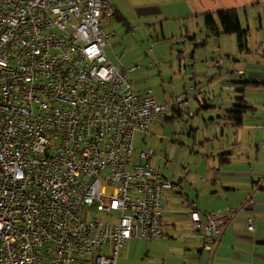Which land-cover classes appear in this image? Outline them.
Listing matches in <instances>:
<instances>
[{
    "label": "built area",
    "instance_id": "built-area-1",
    "mask_svg": "<svg viewBox=\"0 0 264 264\" xmlns=\"http://www.w3.org/2000/svg\"><path fill=\"white\" fill-rule=\"evenodd\" d=\"M117 14L109 0H0V264H118L129 240L164 237L178 186L153 151L134 163V140L189 99L136 92V68L106 54ZM185 206L205 248L219 245L234 213Z\"/></svg>",
    "mask_w": 264,
    "mask_h": 264
},
{
    "label": "crops",
    "instance_id": "crops-1",
    "mask_svg": "<svg viewBox=\"0 0 264 264\" xmlns=\"http://www.w3.org/2000/svg\"><path fill=\"white\" fill-rule=\"evenodd\" d=\"M109 1L117 8L118 14L105 27V30L109 28L108 30L115 32L107 30V34H113V37L116 35L115 39L111 38L106 50L111 47L114 49L124 41L121 34L134 37L141 35L144 42L163 40L162 54L155 51V48L152 60L167 61L173 69L174 54L177 53L180 68H192L187 73L190 83L186 80L184 83L187 85L183 88H174V94L163 89L165 99L170 98V101L165 102L171 107L175 105L177 97L187 95L188 109L184 111L191 117L202 115L206 125L216 122V119H225L227 110L208 111L212 107L204 99L208 98L207 94L210 92H214V95L223 93L227 82L243 83L244 87L237 90L235 100L244 96L248 105L254 107L253 111L245 115L241 125L235 126L229 121L239 133L233 142H230L225 129L215 130L217 133L222 132V140L219 142H202L198 136L201 129L194 125L190 127L188 136L194 139V147L191 148L193 156L190 158L185 152L186 147L190 148V142H181L178 160L181 164L189 162L188 171L180 174L176 172L171 179L166 177L165 172L162 175L168 182L178 186L177 189H169H175L177 194L174 196L169 192V197L165 198V234L159 240L149 241L150 250L145 264H264V118L260 122L262 118L255 116L253 121H259V126L252 125L253 131L261 132L257 142H249L254 139L249 140L247 137L245 122L249 114H259L261 111L264 115V0ZM228 9L236 10L242 27L249 30L243 48L239 47L237 37H216L206 27V17L209 14L216 15ZM244 17L246 26L242 21ZM253 35L255 39L251 42L249 38ZM166 51L170 52L167 56ZM106 54L108 56L107 52ZM201 61L209 68V75L204 74L208 79L206 84L203 80L197 82L196 68ZM224 61L225 64L233 61L238 65L221 76ZM146 90L144 86L136 87L138 93ZM194 101L198 107L193 106ZM224 101L223 97V103ZM202 109L211 115L208 119L201 112ZM170 111L175 116L177 114L180 118L184 117L181 109L172 108ZM170 118L176 117L166 119ZM211 126L209 129L212 130ZM205 139L210 141L208 137ZM208 145L213 146L210 151L207 150ZM200 146L201 149L198 148ZM189 202L197 204L203 221H206V214L210 212H220L222 215L234 213V219L223 231L221 243L211 250L205 248L204 240L199 234L193 233L190 210L185 206ZM178 204L185 210L178 212ZM251 219L255 222L254 231L248 229ZM142 241L148 240H129L126 248L121 251L118 264L137 262L139 249L144 245ZM133 250H138L137 254Z\"/></svg>",
    "mask_w": 264,
    "mask_h": 264
},
{
    "label": "rangeland",
    "instance_id": "rangeland-1",
    "mask_svg": "<svg viewBox=\"0 0 264 264\" xmlns=\"http://www.w3.org/2000/svg\"><path fill=\"white\" fill-rule=\"evenodd\" d=\"M242 21L244 23V26H246L245 17L242 18ZM109 29V28H108ZM106 29L105 31H107ZM107 32L115 33L114 30H108ZM116 35L112 37V40L115 39ZM233 37L236 38V35H227L225 38ZM121 39H123L122 43H119L114 49L108 48L106 52L108 53L109 60L112 61L115 65H120L126 69H132L136 68V72H133L131 74L132 81H134V87L144 86L147 90L153 89L155 96L157 97V100L159 102H165L170 101V98H166V94H164L163 89L170 90L171 94H174V88L177 86H185L187 85L186 80H188L187 83L191 82V79L187 77V73L191 72L192 68L189 67L188 69L183 66V68H180V64L178 63V60L176 58L177 53L174 54V67L173 69L170 68V65L167 61H160V60H152L155 55V51L161 52L162 46H163V40H149L148 42H144L142 36L134 37L133 35H127L121 34ZM255 39V35L250 36L249 40L253 42ZM228 40V39H226ZM248 40V41H249ZM237 42V41H236ZM215 43V39H214ZM236 49L238 50V44L236 46ZM162 54V53H160ZM170 52H165V56L169 55ZM205 54V52L203 53ZM149 56V57H148ZM204 57H202V60ZM225 60V56H224ZM223 64V63H222ZM238 64H236L233 61H229L225 64L224 61V67L223 72H221V76H223V73L226 74L228 70L233 69V67H237ZM214 69V67H213ZM209 68L208 65L203 63L202 61L199 63L198 67L196 68V74H197V82H202L206 84L208 81L207 77L204 76L208 72ZM211 70V68H210ZM207 75H209L207 73ZM211 75V74H210ZM188 78V79H186ZM244 87L243 83H236V82H227L226 85H224L223 93L220 92V94H215L214 92H210L207 94L208 98H205V102L210 104L211 109L208 111H229L231 109L235 108V105H237L235 96L237 93V90L242 89ZM146 90V91H147ZM145 91V92H146ZM238 95V94H237ZM223 97H224V103H223ZM204 100H202L204 102ZM202 102V103H203ZM194 107H198L195 103V101L192 103ZM171 110V109H170ZM182 114L184 117L180 118L175 115H173L172 111H169L167 116L160 117L156 120L154 124L150 127L149 133L144 132H138L135 136L134 140V152H133V161L135 164L146 162V160H142L140 158V153L142 151H153L154 155L152 156V160L150 159V163L154 168H156L161 175L166 173V177L168 179H171L170 177L177 172V174L180 173H186L188 171V164L189 162L186 161L185 163L181 164V161L179 159V149L181 147V142H190V148H185V152L188 154V156L191 158L193 156L191 148L194 147V139H190L188 136V133L190 131V127L192 125L196 126V128H200L201 130L198 133L199 138L202 142H219V140H222V132L217 133V131L220 129H225L227 131V136L230 137V142H233L235 138H237V135H239L238 130L235 129L233 126L229 124V119H216V122H212L210 125H206V123L203 120L202 115H195L194 117H191L185 109H181ZM197 110V109H195ZM207 110L202 109L201 112L205 113L204 116L208 119L209 113ZM185 112V113H184ZM207 114V115H206ZM209 116V117H208ZM255 116L258 118H262V120H259L260 122H263L264 115L260 111L259 114L252 113L247 115L246 117V130L248 131L247 137H249V140L251 138L254 139V141L249 142H257L259 138L261 137L260 131H253V126L256 125L259 126L257 120L254 121ZM167 117H176L175 119H166ZM178 117V118H177ZM216 123V124H215ZM212 125V126H211ZM213 127L212 130L209 129V127ZM202 129L204 131H202ZM217 130V131H215ZM250 133H252V137H250ZM206 135V136H205ZM205 137H208L210 141H207ZM194 138V137H193ZM262 137V142H263ZM226 140H228L226 138ZM261 141V140H260ZM212 145L207 146V150L212 148ZM197 148V147H195ZM201 149V146L198 147ZM212 151V150H211ZM173 154V157L171 156ZM176 181V180H175ZM169 192H172V194L175 196L177 194V191L175 189L172 190H165L164 195L165 198L169 197ZM167 207V205H166ZM178 212H182L185 209L182 207V205L178 204ZM164 212V211H163ZM100 217L104 218L105 215L100 214ZM144 243L143 247L139 249L140 255L137 260V262H131V264H145L146 260H148L147 253L150 250L149 247V241H142ZM135 246V245H134ZM131 247V245H130ZM135 249V248H134ZM124 250V249H123ZM122 250V251H123ZM154 252H156L155 249H153ZM135 254H137L138 250H133Z\"/></svg>",
    "mask_w": 264,
    "mask_h": 264
},
{
    "label": "trees",
    "instance_id": "trees-1",
    "mask_svg": "<svg viewBox=\"0 0 264 264\" xmlns=\"http://www.w3.org/2000/svg\"><path fill=\"white\" fill-rule=\"evenodd\" d=\"M206 27L216 37L236 35L240 48L244 47L249 35V30L244 29L241 25L238 12L233 9L220 11L216 15L209 14L206 17ZM236 103L235 108L229 110L225 118L235 126H239L244 122L245 115L253 111L254 107L248 105L244 96H239Z\"/></svg>",
    "mask_w": 264,
    "mask_h": 264
}]
</instances>
